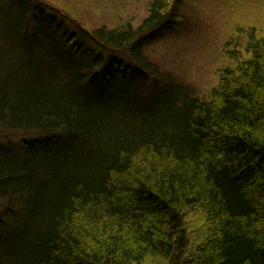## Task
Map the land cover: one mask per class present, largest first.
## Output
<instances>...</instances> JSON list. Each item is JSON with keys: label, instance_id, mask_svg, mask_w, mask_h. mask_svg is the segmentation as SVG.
I'll return each mask as SVG.
<instances>
[{"label": "trees", "instance_id": "1", "mask_svg": "<svg viewBox=\"0 0 264 264\" xmlns=\"http://www.w3.org/2000/svg\"><path fill=\"white\" fill-rule=\"evenodd\" d=\"M189 1L0 0V264H264V34L201 93L154 58Z\"/></svg>", "mask_w": 264, "mask_h": 264}, {"label": "rangeland", "instance_id": "2", "mask_svg": "<svg viewBox=\"0 0 264 264\" xmlns=\"http://www.w3.org/2000/svg\"><path fill=\"white\" fill-rule=\"evenodd\" d=\"M62 1L77 5L75 12L68 11L87 27L102 23L115 25L119 19H134L135 23H139L146 15L148 2ZM188 7L190 28L178 39L153 46L154 58L201 93H207L217 83L218 69L227 61V50H242L247 55L242 45L248 37L245 31L253 25L264 34V0H190ZM239 29L244 31L239 32Z\"/></svg>", "mask_w": 264, "mask_h": 264}]
</instances>
